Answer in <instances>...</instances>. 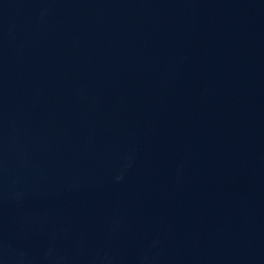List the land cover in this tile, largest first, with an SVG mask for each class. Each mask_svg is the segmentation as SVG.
<instances>
[{
  "label": "water",
  "instance_id": "95a60500",
  "mask_svg": "<svg viewBox=\"0 0 264 264\" xmlns=\"http://www.w3.org/2000/svg\"><path fill=\"white\" fill-rule=\"evenodd\" d=\"M0 264H264V0H0Z\"/></svg>",
  "mask_w": 264,
  "mask_h": 264
}]
</instances>
